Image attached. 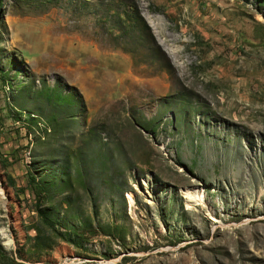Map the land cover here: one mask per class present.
Listing matches in <instances>:
<instances>
[{"label": "rangeland", "instance_id": "rangeland-1", "mask_svg": "<svg viewBox=\"0 0 264 264\" xmlns=\"http://www.w3.org/2000/svg\"><path fill=\"white\" fill-rule=\"evenodd\" d=\"M0 264H264V0H0Z\"/></svg>", "mask_w": 264, "mask_h": 264}, {"label": "trees", "instance_id": "trees-1", "mask_svg": "<svg viewBox=\"0 0 264 264\" xmlns=\"http://www.w3.org/2000/svg\"><path fill=\"white\" fill-rule=\"evenodd\" d=\"M29 188L31 190V192L33 194H35L34 192L38 191L40 193H43V187H42V183H38L36 181V177L30 175L29 176ZM43 201V198L42 197H39V195H36V198H35V207H36V210L38 212V215H39V219L42 223L46 224L49 226V229L50 230H54L53 227V221L52 219L49 217V214L43 210H41V208L39 207V204L42 203ZM38 202V204H37ZM38 234L36 235V238H38Z\"/></svg>", "mask_w": 264, "mask_h": 264}, {"label": "bare ground", "instance_id": "bare-ground-1", "mask_svg": "<svg viewBox=\"0 0 264 264\" xmlns=\"http://www.w3.org/2000/svg\"><path fill=\"white\" fill-rule=\"evenodd\" d=\"M10 242V241H9Z\"/></svg>", "mask_w": 264, "mask_h": 264}]
</instances>
